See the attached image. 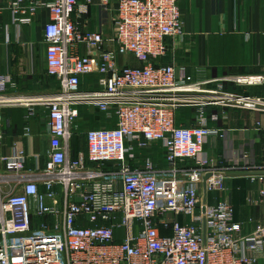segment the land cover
<instances>
[{
  "label": "built area",
  "instance_id": "1",
  "mask_svg": "<svg viewBox=\"0 0 264 264\" xmlns=\"http://www.w3.org/2000/svg\"><path fill=\"white\" fill-rule=\"evenodd\" d=\"M115 1L109 49L101 33L81 29L88 4L0 5L18 29L48 13L42 33L46 72L59 85L54 93L15 100L6 96L9 81L0 80V109L25 106L33 115L34 106L41 108L49 137L38 174L26 172L22 149L0 157V172L10 176L0 175V181L11 186L0 196V264H258L264 226L240 235L229 202L206 203L209 193L225 192L227 175L243 170L208 159L203 148L209 138H224L209 123L227 121V109L264 113V99L224 88L264 86V75L195 82L186 67L159 63L166 40L184 35L181 0ZM91 77L96 88L83 90L81 79ZM82 107L103 113L111 127L88 130L85 152L73 160L69 143L77 136ZM208 107L218 109L209 118ZM183 108L196 111L191 127L176 125ZM154 144L160 145L164 168L144 159L142 168L132 169L136 154ZM247 158L243 153L242 160ZM37 219L46 221L36 225Z\"/></svg>",
  "mask_w": 264,
  "mask_h": 264
},
{
  "label": "crops",
  "instance_id": "2",
  "mask_svg": "<svg viewBox=\"0 0 264 264\" xmlns=\"http://www.w3.org/2000/svg\"><path fill=\"white\" fill-rule=\"evenodd\" d=\"M8 1L2 0L1 7L6 8ZM76 1L89 5L88 14L80 20L81 29L101 33L105 47L111 48L116 1L108 0L106 5L101 0ZM179 10L184 35L166 40L167 53L159 63L184 66L188 75L201 83L224 77L264 75V0H181ZM47 22L48 13L41 11L33 25L18 29L12 25L7 10L0 13V80L9 81L6 96L10 99L37 98L52 93V85L58 89L57 81L46 72V46L42 43V33ZM6 34L8 43H5ZM84 53L80 48V55ZM125 60L120 58L118 62L123 64ZM127 61L136 65L132 59ZM85 82L86 89L83 88ZM81 83L83 90L96 88L95 78H83ZM224 88L264 99V86L237 88L225 85ZM217 111V108L208 107V118ZM32 112L33 115H30L31 111L25 106L0 109V157H11L16 148L22 149L26 158L25 170L34 175L44 169L49 137L44 110L34 106ZM226 113L227 121L209 123L211 127L222 129L224 138H209L203 152L210 160H222L224 166L238 165L244 175H227L225 192L209 193L206 203L229 202L233 206L234 222L240 226L239 234L249 235L256 227L264 226V175L255 174L264 167V113L240 109H227ZM195 114L194 108L178 110L176 125L191 127ZM78 126L82 132L86 128L84 123L80 125L78 122ZM74 139L69 143V158L73 160L79 152H85V140L78 147ZM154 145L159 148V153L154 154L151 148L139 151L136 161L129 163L130 167L142 168L143 160L150 159L156 169H163L160 145ZM243 153L248 155L245 161L242 160ZM157 160H160L159 163H156ZM184 166L188 167L189 163ZM2 173V177H10ZM10 191L11 186L0 181V196ZM176 220L181 224L188 222L182 217ZM45 221L37 219L34 224ZM258 264H264V256Z\"/></svg>",
  "mask_w": 264,
  "mask_h": 264
},
{
  "label": "rangeland",
  "instance_id": "3",
  "mask_svg": "<svg viewBox=\"0 0 264 264\" xmlns=\"http://www.w3.org/2000/svg\"><path fill=\"white\" fill-rule=\"evenodd\" d=\"M86 85L87 84L85 82V85L83 88L86 89ZM55 91H56V87H55V85H52V91L51 92L54 93ZM40 93H44V91H41ZM80 112H82V116L80 114L78 122L80 125H82L84 123V126L86 128H84L83 132L78 134V136H76L75 139H80V140L82 139L83 140L84 134L88 130L111 127V125L108 122V119L105 118L103 113H100V114H102V119H100V121H97L95 118L98 116H101V115H99V112H97L96 110H91V109H87L85 107H82V108H80ZM84 118H86V121H84ZM159 151H160L159 148L156 147L155 145H153L151 147V152H153L154 154L159 153ZM159 161L160 160H157L156 163H159Z\"/></svg>",
  "mask_w": 264,
  "mask_h": 264
},
{
  "label": "trees",
  "instance_id": "4",
  "mask_svg": "<svg viewBox=\"0 0 264 264\" xmlns=\"http://www.w3.org/2000/svg\"><path fill=\"white\" fill-rule=\"evenodd\" d=\"M56 90H57V87H56ZM98 112V111H97ZM80 114H81V116H82V112H80ZM99 115H101V116H98V117H96L95 119L97 120V121H100V119H102V114H100L99 113ZM84 121H86V118H84ZM82 132V129L80 130V128H79V132H78V134H80ZM76 138V137H75ZM75 140V142H76V145L78 146V147H80V144H81V141H82V139L80 140V139H74Z\"/></svg>",
  "mask_w": 264,
  "mask_h": 264
},
{
  "label": "water",
  "instance_id": "5",
  "mask_svg": "<svg viewBox=\"0 0 264 264\" xmlns=\"http://www.w3.org/2000/svg\"><path fill=\"white\" fill-rule=\"evenodd\" d=\"M255 174H257V175H264V171L256 172ZM229 175H244V174H241V173H233V174H229ZM245 175H247V174H245ZM250 175H252V174H250ZM207 177H208V176H206V177L203 179V181H205V180L207 179ZM203 204H205V198H204V200H203Z\"/></svg>",
  "mask_w": 264,
  "mask_h": 264
}]
</instances>
